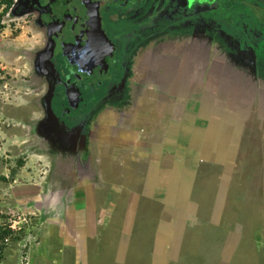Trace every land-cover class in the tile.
<instances>
[{
    "label": "crops",
    "instance_id": "obj_1",
    "mask_svg": "<svg viewBox=\"0 0 264 264\" xmlns=\"http://www.w3.org/2000/svg\"><path fill=\"white\" fill-rule=\"evenodd\" d=\"M4 34L5 29L0 40H5ZM39 37L32 41L29 35L24 39L21 33L14 41L0 44V50H19L22 63L26 60L30 63V56H24L28 55L25 47L35 46L38 51ZM203 47L201 43L194 44L192 50L198 51V55H187L182 63L176 64L177 70L183 72L179 77L169 71L174 62L163 64L164 77L159 80L167 82L173 91L166 94L157 87L158 93L166 98L161 117L156 119L155 111L146 109L147 114L141 119L148 122L142 126L137 115L110 123L112 114H106L113 112L112 107L104 112V121L99 119L96 124L89 121L94 124H88L87 137L83 138H90L89 142L98 149L95 173L82 168L79 171L82 175L76 174L73 154L71 164L67 165L69 159H64L60 164L55 162L56 167L50 171L52 178L53 173L55 177L58 174L59 183L52 184L46 177L38 180L35 170L17 171L19 179L14 184L17 194L13 200L21 209L36 207L35 213L40 216L32 235L24 241L26 264H94L95 260L103 263L110 256L122 264L129 251L135 249L131 241H143L154 221L159 225L156 238L162 240L157 250L160 256H154L161 261V254L168 253L162 248L166 240H171L169 255L175 258L193 211L208 206L219 212L228 207L234 185L245 188L246 156L257 152L264 165V71L260 73L256 63L251 64L253 55L242 53L249 60L247 64H251L250 68L247 65L248 73L253 72L256 79V86H245V78L238 79L239 75H245L244 67L237 71L235 61L223 58L215 61L208 57V50L203 53ZM45 78L32 62L27 81H16L17 86L24 84L25 89L21 87L19 95L13 92L19 100L18 107H33L34 118L41 120L42 98L48 86ZM10 92L7 90L6 96ZM148 96L149 103L153 102L154 97ZM97 105L94 114L104 107L101 102ZM166 112L169 117L164 123ZM13 123L23 128L26 125L20 120ZM23 143L28 146L30 142ZM39 144L42 145L40 140ZM67 166L73 169L68 174L64 170ZM262 172L264 178V169ZM237 200L243 203L245 196Z\"/></svg>",
    "mask_w": 264,
    "mask_h": 264
},
{
    "label": "rangeland",
    "instance_id": "obj_2",
    "mask_svg": "<svg viewBox=\"0 0 264 264\" xmlns=\"http://www.w3.org/2000/svg\"><path fill=\"white\" fill-rule=\"evenodd\" d=\"M3 1L0 3V13L6 10V7L2 6ZM215 1L216 5L221 8V11L216 13V15L213 13L215 19L222 13L232 14L236 12L235 17L224 19L231 26L227 27L222 22V25L215 24L214 26L212 24V27H207L203 24L202 27L198 28L199 19L196 20V16H194L190 21L193 24H190L185 29L184 26L186 25L183 21L178 22L176 27L171 29L168 25L165 26V22L172 24L171 22L169 23L163 18L158 19L155 15L149 17L147 15L146 19L135 18V20L127 17L122 23L115 25L117 23L112 21L110 18L111 14L115 13L118 16V13L126 9L128 11L134 7L145 9L147 6L144 0H109L104 14L105 22L103 18L101 20L100 34L102 39L104 34V40L109 43L111 38L113 39L114 37L116 39V51H106L104 58L101 59L100 64L98 63V68L96 66L97 70L89 78V81L85 79L79 85L86 94V102L84 101L81 111L78 113L85 115L87 108H89L88 103L92 100L91 97L99 96L104 109L98 110V113L91 117L90 123L94 122L96 124L99 119L104 121V112L109 111L106 109L112 107L115 108L112 109L113 112L110 111L111 113L107 112L106 114H112L110 123L119 122V119L126 116L136 118L137 115L139 126H142L148 122L141 119L144 114H147L146 109L151 113L155 111L153 115L156 119L161 117L160 113L166 98H163L165 96L158 93L157 86H151L149 77H153L155 70L161 72L164 68L163 64L166 62H174L176 65L177 63H182L187 55L191 54L190 56H192L193 53L198 55V51L192 50V46L200 43L204 45L203 53L207 50L209 51V58L215 61H221L219 60L220 58L229 59V62L235 61L237 63L235 66L237 71L239 67H244L245 75H239L238 79L242 81L245 78V86H256L254 73L251 71L248 73L247 70V65H249L247 61L249 60H245L241 54L253 55L254 58L250 60L251 64L256 63V70L259 67V72L263 73L264 34L261 33L262 36L258 39V36L252 37L248 31V29L251 31L258 29L245 26V33H236V27H239L240 23H244L240 22L239 19L245 20L238 17V13L244 15L249 12L246 6L249 5L253 9L252 11L249 9L250 13L245 14V17L253 20L256 24L259 23L264 29V6L262 1L254 3L250 0H241L239 4V0ZM248 1L250 2L248 3ZM19 2L20 0H15L14 7L7 12L8 14L4 15V21L6 22L5 40L12 42V40L14 41L23 33L24 39L25 36L29 35L32 41L37 35H40L39 42L41 43L38 50L40 53L35 46L25 47L28 55L24 53V56H30L31 64L27 60L22 63V56H18L19 50H0V223L8 224L10 228L13 225L18 231L15 233L13 231L14 236L5 240L6 250L1 264L27 263L24 241L32 235L33 227L40 219L39 214L35 213L36 207L31 206L32 208L21 209L19 208L21 205L13 200L16 198L15 194H17L14 189V184H17L19 179L17 171L25 170L26 172H31L35 170L37 171L38 180L40 179L39 177H46V180H49L52 184L59 183L61 181H59L60 177L58 174L55 177L56 173H53V178L50 174V171L56 167L55 162L57 165V162L60 164L64 159H69L67 161V165H69L71 164L70 159H73L71 154H73L75 156L74 172L79 174L80 170L88 169L93 174L96 172L97 161L95 158L96 150H98L92 142H89L90 138H78V135L81 134L80 131L72 132L67 130V132H60L58 130L57 123L60 120V114H57L54 106L59 104L62 99L61 97L54 99V95L52 96L54 88L50 84L46 88L45 85L42 87L45 88L42 98L43 121L39 118H34L33 107H25L26 109L18 107L19 100L13 92L15 91L19 95L20 90L25 89V85L22 84L21 89L20 86H17L16 81L17 79L21 83L23 80L27 81L28 70L32 66V62L39 73L41 71L45 75L51 72V70H47L48 64L44 53L49 45L48 31L43 27L44 24L42 22L37 21L35 12H19L16 14L15 11L20 9ZM207 3L210 4L211 2L208 1ZM186 7L188 11H192L188 4H186ZM143 13L145 14V11ZM211 18L210 16L209 19L211 20ZM192 25L195 26L192 27ZM128 28H131L129 35V32H126ZM229 30L233 32L232 41L224 38L229 34L223 31ZM37 32L39 33L36 34ZM238 37H244L245 39ZM5 40H0V44H3ZM258 42H260V45L257 44ZM7 46L10 47L11 45ZM131 47H133L132 50H129ZM127 50L129 52H126ZM35 52L36 55H34ZM36 56L37 58L34 59ZM117 58L118 61H115ZM172 58H179V61ZM247 59L249 58L247 57ZM112 61L115 62L112 63ZM250 65L249 68L251 67ZM21 66L24 67L27 73H23L24 70ZM58 67L66 74L64 65H59L58 63ZM100 68L103 69V74H100ZM130 69L133 72L132 76L129 74ZM169 71L174 72L178 77L179 73L183 74L181 70H179L180 72L178 71V74L172 69H169ZM128 74L127 83L122 84L123 87L124 85L126 87L127 84V91L124 94L115 93L110 97L109 92L114 88H111L113 80L115 79V85L120 88L119 80L124 81ZM105 75L109 76L106 79L104 77L100 80L97 79V77ZM115 75L118 77H115ZM185 78H188V76L185 75ZM100 81H105V83L100 85ZM257 82L260 83L261 81L257 79ZM90 84L93 87V91L89 87ZM7 90H11L9 94L13 96H8L9 94L6 96ZM60 90L64 96L65 87L61 86ZM94 91L95 94L92 95ZM148 94L154 97L153 102L149 103ZM7 97L8 100L6 99ZM45 100L47 105L46 103L44 104ZM93 100L95 99L93 98ZM50 102L53 108L51 104L49 106ZM66 102L64 103L68 106L69 103ZM97 102L99 104L98 100ZM158 108L159 112H156ZM50 109L53 111H50ZM114 116H116L115 119ZM164 116L163 122L166 123L169 117L168 112ZM19 120L26 123L25 128L18 127V123H13ZM84 134L87 137V132L83 133L82 136ZM39 140L42 145L39 144ZM23 142L30 143L28 146H24ZM85 153L88 154L85 155ZM39 154H42V156H39ZM260 157L261 154L257 152L245 157V168H243L245 170V188L241 185H234V193H230L227 208L218 212L207 206L193 211V217L189 220L190 224L187 228L186 237L180 245L178 255H175L176 260L169 255V250L173 246L171 240H166L162 248L163 251H168V253L165 256L161 254V261H157V257L154 256H160L158 251L162 241L160 238H156V230L159 225L154 221L153 224L148 226V232H145L143 241H131V247H135V249L129 251L122 264H264V178L262 177L264 165L260 162ZM259 167L260 169H258ZM64 170H67V174L69 171H73L70 166H67ZM258 170L260 172L259 177L257 176L259 174ZM80 174L82 175V172ZM20 180L22 181L21 177ZM66 185L71 187L69 183ZM241 195L245 196V202L243 203L237 200ZM231 197L234 198L233 202H231ZM138 226L139 228L141 227V225ZM152 230L153 232L151 233L150 231ZM154 237L155 239H152ZM21 251H23L22 254ZM106 258H108L107 261L101 263L100 260H95L94 264H120L115 256Z\"/></svg>",
    "mask_w": 264,
    "mask_h": 264
},
{
    "label": "flooded vegetation",
    "instance_id": "obj_3",
    "mask_svg": "<svg viewBox=\"0 0 264 264\" xmlns=\"http://www.w3.org/2000/svg\"><path fill=\"white\" fill-rule=\"evenodd\" d=\"M14 4H15V0ZM108 1L109 0H102V6L104 7V11L102 14V18L104 19L103 21L105 22V18H104V14H105V9L108 5ZM163 1V5L162 4H158V0H144V3L146 4V8L145 9H140L138 7H134L132 9H130L128 11V9H126L125 11H122L120 13H118V16H116L115 13L110 15V18L112 19L113 22L117 23L115 25H119L120 23L123 22V20L127 17H130L132 19L135 20V18H142V19H146L147 15L149 16H153L155 15L158 19H166L167 21L172 22V24H167L165 22V26L168 25L169 28L172 29L176 27V25L178 24V22L183 21L184 24L186 26H184V29L189 26L190 24H193L191 21V19L196 16V20L199 19L198 22V28L202 27L203 24L204 26L207 27H212L213 25L210 22H204L206 21L205 19L208 18L207 17V13L210 14V16L213 18L216 13H219V8H217V5L215 4L216 1L215 0H211V3L208 4V0H198V1H193L191 8L192 11L187 9L186 4L189 5V0H162ZM2 2V0H0V3ZM168 2V3H167ZM20 9H17L15 11L16 14H18L19 12H35L36 17H37V21L39 20L40 22H42L44 25L43 27L45 29H47L48 31V49L45 50V56H46V63L48 64L47 70H51L50 73L43 75L41 73V76L43 75V77H46L45 79L47 80L48 85L50 84L53 88H54V92L52 93V96L54 95V97L56 96V94L58 93L60 97L61 94V90L60 87L64 86L65 90H64V96L62 93V101H67L69 103V105H65L64 106L61 105V102H59V104H53L54 107H56V112L59 115V121H58V130L60 132H67V130H70L72 132L75 131H80L81 134L78 135V138L83 137L82 134L85 133V131L87 130V126L89 124V121L91 120V115L94 114L92 112H90V116L88 114L85 115H79L78 112L81 111V106L82 104H84L85 101V97L86 94L82 91L81 87H79V85L82 84V81H84L85 79L87 81H89V78L92 77V75L96 72V66L98 65V63L100 64V61L102 58H104L105 52H111V50L116 51L115 47H116V39L111 38V42H107L104 40L105 35L103 34V39L102 36L100 34V32H96L93 30L94 27H92L91 25H89V23H87V21H85L82 16L79 17L80 20H76V18L74 19L73 22H66L64 21V16H66L67 12L63 9H61L60 11L56 8L57 5V1L56 0H20ZM13 4V7H14ZM3 6V5H2ZM5 6V5H4ZM6 7V6H5ZM12 7V8H13ZM11 8V9H12ZM111 8V6H110ZM109 8V9H110ZM143 11H145V14L143 13ZM4 13V11H2L0 13V15H2ZM108 13V12H107ZM213 13H215V15H213ZM8 14V13H7ZM5 16H3V21L2 24L4 26V28L0 31V33L3 32V30L5 29V21H4ZM36 21V20H35ZM36 21V22H37ZM84 25H89L87 26V30H83L85 28H83ZM196 25V26H197ZM195 25H192V27H194ZM85 27V26H84ZM55 28L58 31H63V40L60 39V42L62 41L61 44H59V47H61L62 51H69L68 49V44H70V42H74L75 47H80L83 51L81 52V54H86V51L89 52V55L85 58V63H88L89 66L84 68V69H76V72H78L79 74L75 73L73 71V68H71L68 64L65 63L64 61V57L62 55H56L52 57L50 56V52L53 48L56 47V45L58 44L55 40V36H56V31ZM103 32V30H101ZM126 32H129L128 35L131 32V28H128ZM108 33V31H107ZM89 37H93V38H89ZM101 37V38H100ZM129 38V36H128ZM76 39V40H75ZM114 47H113V45ZM129 44V43H128ZM127 44V47H128ZM57 48V50L59 49V51H61L60 48ZM97 47V48H96ZM133 47L129 48V50H132ZM129 50H127L126 52H129ZM78 53V50H75ZM39 54V53H38ZM117 54V53H116ZM40 55V54H39ZM95 56H97V59H95ZM102 56V57H101ZM115 57V56H113ZM37 58V56H36ZM48 58L50 59V61L54 64V68H55V72L52 71V69H54L52 66H49L48 63ZM88 58L90 60H94V63L92 65V63L88 60ZM118 61V58L116 59ZM108 62V61H107ZM115 61H112V63H114ZM58 63L59 65H64V69L66 71V74L63 73V71L61 70V68L58 67ZM110 63V62H108ZM123 63V62H121ZM112 65V64H111ZM98 68V66H97ZM174 71L177 70L176 65L173 64V66L171 67ZM81 72H85L80 73ZM180 72V71H179ZM177 70V74L179 73ZM103 69L100 68V74H103ZM109 74V73H108ZM129 74L132 76L133 72L130 69L129 70ZM129 74L127 76V78H125L124 81L119 80V84L120 88L115 85V79L113 80V82L111 83V88H113L110 92L109 95L110 97H112L115 93H122L124 94L127 91V84L126 87L124 85V87L122 86V84L127 83L128 81V77ZM149 74V73H148ZM156 76H153L152 78L149 77V82L152 84L151 86L156 85L157 87H159L161 89V91L163 93H171L173 90H169V86L167 85V82H165L164 80H159L160 77H164V75L161 72H156L154 73ZM181 74L179 73V76ZM107 76L109 75H105V76H101V77H97L98 80H100L101 78H107ZM116 76V75H115ZM148 77V76H147ZM75 81V82H74ZM105 81H100L99 84H104ZM118 84V83H117ZM92 91H93V87L90 84V86ZM110 88V89H111ZM125 89V90H124ZM80 90V98L77 100L78 101V106L77 108H72L71 104L75 103V98L77 96V91ZM123 91V92H122ZM54 100V99H53ZM52 100V101H53ZM66 102V103H67ZM86 102V101H85ZM59 108V109H58ZM59 111H62V113H60ZM65 112V114H63ZM81 116V117H80ZM69 123L73 124V125H69ZM68 124V125H67ZM65 129V130H64Z\"/></svg>",
    "mask_w": 264,
    "mask_h": 264
},
{
    "label": "water",
    "instance_id": "obj_4",
    "mask_svg": "<svg viewBox=\"0 0 264 264\" xmlns=\"http://www.w3.org/2000/svg\"><path fill=\"white\" fill-rule=\"evenodd\" d=\"M57 1V5L56 8L60 11L61 9H63V11L65 10L67 12L66 16H64V21L66 22H73L74 19L76 18V20H80L79 17L82 16V18L87 21V23H89V25H91L92 27H94V31L95 33L100 32V27H101V20H102V14L104 11V7L102 6V0H56ZM51 2V0H50ZM89 25H84L83 30H87V26ZM56 31V36H55V40L58 43L56 45L55 48H53L50 52V56H56V55H62L64 57V61L66 64H68L71 68H73V71L77 74H79L78 72H76V69H84L86 67L89 66L88 63H85V58L89 55V52L86 51V54H81V52L83 51L80 47H75L74 42H70V44H68V49L69 51H62L61 47H59V44L62 43V41L60 42V39L63 40V31H58L55 28ZM89 38H93V37H89ZM76 40V39H75ZM60 48L61 51H59V49L57 50V48ZM97 48V47H96ZM78 50V53L75 51ZM95 59H97V56H95ZM88 60L92 63H94V60H90L88 58ZM48 63L49 66H52L54 68V64L50 61V59L48 58ZM53 72H55V68L52 69ZM80 73H85L84 71ZM80 90L77 91V96L75 98V103L71 104V107L77 108L78 106V99L80 98ZM51 102L49 103L50 106ZM48 106V107H49ZM52 107V104H51ZM53 108V107H52ZM50 111H53L50 109Z\"/></svg>",
    "mask_w": 264,
    "mask_h": 264
},
{
    "label": "trees",
    "instance_id": "obj_5",
    "mask_svg": "<svg viewBox=\"0 0 264 264\" xmlns=\"http://www.w3.org/2000/svg\"><path fill=\"white\" fill-rule=\"evenodd\" d=\"M193 1H195V0H189V1H187V2H189V7L191 8V5H192V3H193ZM208 1H210L211 2V0H208ZM234 1H236V0H234ZM250 1H253L254 3H259L260 1H262V5L264 6V0H250ZM250 1H248V3L250 2ZM168 3V2H167ZM239 3H241V0H239V2H238V4ZM13 4H14V1L13 0H4L3 1V3H2V5H5L6 6V10L4 11V13L2 14V15H0V31L4 28V26H3V24H2V21H3V16L13 7ZM158 4H162L163 5V1L162 0H158ZM216 4V3H215ZM247 7H248V11L249 12H247V13H245V14H249L250 13V10L252 11V7L251 6H249V5H246ZM217 8H219V11H221V8H220V6H218L217 5ZM192 9V8H191ZM250 9V10H249ZM255 10H257V9H255ZM223 11H225V10H223ZM253 13H254V11H253ZM245 14L244 15H240V13H238V17H240V18H243V19H245V20H241V19H239V21L240 22H244V23H240L239 24V27H236V29H237V32L236 33H245V26H249V27H252V28H254V29H258V30H254V31H251V30H249L248 29V31H249V33L251 34V36L253 37V36H258V39H260V37L262 36L261 35V33H263L264 34V29L259 25V23L258 24H256L253 20H251V19H248V18H246L245 17ZM235 15H236V12H234V13H222L221 15H219L218 16V18H211V20L209 19V17H210V14L209 13H207V17L208 18H206L205 20L206 21H204V22H210L211 24H213L214 26H215V24H221L222 22L224 23V24H226L227 25V27L228 26H231V25H228L226 22H225V20L224 19H226V18H228V17H235ZM220 20H221V22H220ZM232 21V20H231ZM172 23V22H171ZM222 25V24H221ZM223 28V27H222ZM226 30V29H225ZM224 33H226V34H229L228 36H226V37H224V38H226V39H228V40H230V41H232V37L231 36H233L232 34H233V32L231 31V30H229V31H223ZM237 36V35H236ZM234 37V36H233ZM238 38H240V39H245L244 37H238ZM257 44H259L260 45V42H258ZM245 54H247V53H245ZM115 61H116V59H115ZM115 77H118L117 75L115 76ZM114 77V78H115ZM88 93V95H89V91L87 92ZM95 94V91L92 93V95H94ZM58 95L56 94V96L54 97V99L57 97ZM60 97H61V99H62V93H61V95H60ZM99 96H92L91 98H92V100L90 101V103H88L89 104V108H87L88 110L85 112L86 114H88L89 116H90V112H92V113H94L95 112V110H97V104H98V102H97V100H99V102H100V97L98 98ZM90 98V99H91ZM93 98L95 99V100H93ZM60 102H61V105H63L64 106V101H61L60 100ZM56 108V107H55ZM59 109V108H58ZM57 110V109H56ZM60 113H62V111H59ZM63 114H65V112L63 113ZM80 115V114H79ZM82 116V115H81ZM80 116V117H81ZM91 117V116H90ZM1 219V218H0ZM14 236V233H13V230L9 227V225L8 224H3V223H0V264L3 262V256H4V252H5V250H6V244H5V240L6 239H8V238H12Z\"/></svg>",
    "mask_w": 264,
    "mask_h": 264
},
{
    "label": "built area",
    "instance_id": "obj_6",
    "mask_svg": "<svg viewBox=\"0 0 264 264\" xmlns=\"http://www.w3.org/2000/svg\"><path fill=\"white\" fill-rule=\"evenodd\" d=\"M11 229L14 231V233H15V232H18V231L16 230V227L13 226V225H12Z\"/></svg>",
    "mask_w": 264,
    "mask_h": 264
}]
</instances>
